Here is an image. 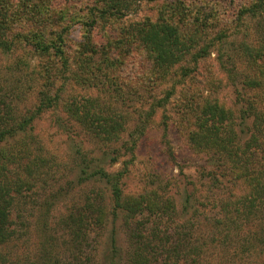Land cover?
Listing matches in <instances>:
<instances>
[{"label": "rangeland", "instance_id": "obj_1", "mask_svg": "<svg viewBox=\"0 0 264 264\" xmlns=\"http://www.w3.org/2000/svg\"><path fill=\"white\" fill-rule=\"evenodd\" d=\"M7 1L8 12L22 10L25 3V0ZM50 1L56 10L66 13L64 51L68 64L60 65L56 59L57 63L51 66L54 78L51 91L58 94L57 104L33 119L28 126H31L29 136L24 139L25 147L32 150L31 156L41 157L42 174L28 175L19 166L21 162L10 165L13 178L17 175L32 178L34 185L24 188L11 209L15 233L0 249L6 260L17 264H62L71 260L72 246L63 219L82 205L86 197L93 198L97 189L108 193L105 181L85 180L79 173L84 160L99 159L106 171L123 172L121 180L126 192L152 190L173 197L176 220L190 218L194 234L206 242L201 264H264V207L254 219L240 215L235 225L238 228L229 229V240L221 242L223 227H216L215 223L227 213L219 200H233L238 194H245L247 187L236 173L227 174L228 181L236 186L224 179L216 187L201 173L203 168L212 169L208 159L192 149L188 141L196 113V109H190L194 102L212 99L225 107L238 108L242 100L256 93L243 84L245 75L253 76V63L247 60L245 46L262 48L264 52V17L241 13L252 0H136L119 18L96 20L91 30L95 51L91 52L82 51L80 45L84 40L82 21L91 17L94 1ZM178 9L189 13L191 21L194 19L190 25L199 30L197 41L186 59L169 69L166 81L151 84L145 81V74L152 71V65L148 64V54L137 38V28L149 21L174 17ZM14 24L12 31L7 32L9 39L21 27V23ZM109 59L114 66L105 65ZM261 59L258 62L264 63V54ZM43 64L49 66L48 60L27 46L16 45L9 51L0 49V99L13 100L18 116H26L36 108L45 84L39 71ZM88 65L91 68H82ZM115 86L120 87V94L113 91ZM94 96L126 118L120 138L110 144L93 138L71 121L63 107L67 100L84 102ZM131 134L138 136L133 154L123 147L124 142L131 144ZM247 135L240 137L241 143ZM114 148L119 149L115 154ZM169 151L174 157L169 156ZM252 152L251 168L264 172V146ZM113 156L117 159L112 163ZM185 200H189L186 208ZM113 226L122 253L120 264L124 262L128 238L117 220L108 221L99 232L90 227L88 250L94 253L95 264L109 263L106 254Z\"/></svg>", "mask_w": 264, "mask_h": 264}, {"label": "trees", "instance_id": "obj_2", "mask_svg": "<svg viewBox=\"0 0 264 264\" xmlns=\"http://www.w3.org/2000/svg\"><path fill=\"white\" fill-rule=\"evenodd\" d=\"M93 1L95 6L93 10L90 9L91 17L82 21L84 40L80 46L86 52L95 51L92 48L91 30L96 20L119 18L136 0ZM8 4L7 0H0V49L9 51L16 45L27 46L30 51L46 58L49 66L43 64L40 67V76L45 84L40 90L36 108L30 114L18 116L13 100L0 99V249L11 241L15 233L11 227L10 213L16 197L22 195L24 188L30 189L34 185L32 178L26 179L20 175L13 178L10 165L21 162L22 165L19 166L24 167L28 175L35 172L42 174L41 157L39 154L31 156L32 150L25 147L24 139L29 136L31 126H28L33 119L57 104L58 94L51 91L54 85L51 66L57 63L56 59L60 61V65L68 64L64 51L68 31L66 13L56 10L50 0H25L22 10L17 12H8ZM241 13L263 18L264 0H252L243 7ZM192 21L189 13L178 9L174 17L149 21L137 28V38L148 54V64L152 65V71L145 74V81L151 84L163 83L171 73L169 69L186 59L199 33V30L192 29ZM16 22L21 23V27L9 39L7 32L12 31ZM243 51L247 53L249 63H253V76L245 75L243 84L256 91L255 95L242 100L238 108L229 109L218 100L212 99L194 102V106L190 107L191 110L196 109V113L191 122L193 124L189 127L188 141L192 149L206 157L212 166L207 171L203 168L201 173L216 187L224 179L232 187L236 186L227 177L228 173H236L240 178L242 176L247 187L245 194H238L233 200H219L221 208L227 213L215 223L216 227H223L224 233L219 236L221 242L229 240V229L237 225L240 215L251 220L264 207V172L251 168V158L254 155L252 150L264 146V63L258 62L263 60L261 58L264 52L262 48L250 45H246ZM51 58L54 59L50 60ZM113 64L111 59L105 63L114 66ZM89 66L91 68V65L81 67ZM107 69L110 72V67ZM182 73L186 75V72ZM113 88V91L121 93L120 87ZM63 107L71 121L77 122L88 134L103 143L110 144L118 140L125 129L126 118L122 112L110 105L99 103L95 96L86 98L84 102L67 100ZM244 133L248 135L241 143L240 137ZM136 137L138 136L131 134V144L123 143V147L131 154L136 145ZM117 151L119 149H113L114 154ZM169 156L174 157L172 151H169ZM116 159L117 156H113L111 162ZM84 162L79 168V173L83 175L81 178L105 181L108 193L101 188L97 189L93 198L86 197L82 205L76 206L63 219V224L69 231L68 243L72 246V258L62 264H95L94 253L88 250L91 248L90 227L99 232L108 221L114 223L117 220L121 222L128 238L123 264H201V254L206 242L199 240L194 234V223L190 218L182 222L176 220L173 197L161 196L152 190L128 193L121 180L122 171H106L99 159ZM237 175L235 177L239 178ZM188 203L189 200H185L183 207L186 208ZM116 233V227L113 226L108 238V264H120L122 260ZM212 239H215V235H212ZM7 261L17 264L10 259L6 260L0 252V264H7Z\"/></svg>", "mask_w": 264, "mask_h": 264}]
</instances>
